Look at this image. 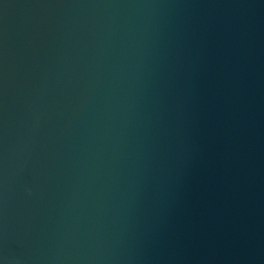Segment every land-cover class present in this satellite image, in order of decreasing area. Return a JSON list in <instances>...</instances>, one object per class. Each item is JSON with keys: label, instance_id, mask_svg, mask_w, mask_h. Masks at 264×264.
<instances>
[{"label": "water", "instance_id": "95a60500", "mask_svg": "<svg viewBox=\"0 0 264 264\" xmlns=\"http://www.w3.org/2000/svg\"><path fill=\"white\" fill-rule=\"evenodd\" d=\"M0 264H226L152 0H0Z\"/></svg>", "mask_w": 264, "mask_h": 264}]
</instances>
